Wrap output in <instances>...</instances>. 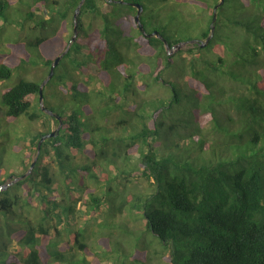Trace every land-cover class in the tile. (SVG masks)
Segmentation results:
<instances>
[{"label": "trees", "instance_id": "16d2710c", "mask_svg": "<svg viewBox=\"0 0 264 264\" xmlns=\"http://www.w3.org/2000/svg\"><path fill=\"white\" fill-rule=\"evenodd\" d=\"M124 1L142 5L144 29L156 31L159 37L141 34L134 20L137 9L127 4L84 0L74 19L80 0H16V17L11 14L12 0H0L3 24L13 25L16 18L28 31L22 38L23 51L15 50L16 62L0 58V80L9 79L24 64H42L48 69L45 78L53 61L67 49L43 87V106L41 81L23 76L0 96L4 117L13 120L26 115L47 128L44 132L28 130L30 135L16 150L26 152L17 162L19 171L0 173V185L28 172L39 139L51 132L50 121L58 126L59 120L42 107L62 122L58 134L41 144L31 171L0 190V264L110 263L107 254L123 246L121 241L128 237L125 231L133 227L126 224L140 220V215L145 219L142 232L159 239L171 264H264V0H224L206 47L201 44L210 33L213 8L219 0H157L155 11L152 0ZM170 1L173 10L162 14L161 8ZM187 3L202 13L195 14L190 7L181 12L176 7ZM203 13L208 24L198 32V43H191L193 37L177 36L183 30L174 25L175 14L181 21H196ZM63 32L68 34L64 43ZM51 43L54 58L42 52V46ZM179 43L193 48L167 54L166 46L171 49ZM175 54H179L180 71V65L174 64ZM196 55L204 57L205 68L197 67ZM227 55L233 58L227 61ZM244 55L248 58L243 62L237 59ZM212 56L217 57L214 64L208 60ZM225 61L228 67L221 75L228 77L227 88L205 71L211 67L217 73ZM62 64L64 70L59 72ZM199 71L206 74L203 80ZM176 73L195 101L190 108L186 105L170 113L187 98L176 87L180 84ZM142 75L151 76L154 84L166 75L169 79L162 84L170 87V98L142 97L136 84ZM96 80L99 88L88 86ZM238 81H242L240 90L234 87ZM51 84H57V96L48 93ZM148 85L143 82L142 91L149 90ZM234 96L238 97L235 105L231 102ZM216 100L221 102L220 111ZM190 109L199 129L211 121L233 135L225 136L216 149L215 142L209 147L206 136L194 132L190 137L200 153L178 152L170 147L169 133L186 128V120L177 115ZM202 152L207 156H201ZM133 153L137 154L135 161ZM77 154L84 155V162L76 161ZM109 168L115 172L112 178ZM102 173L105 180H101ZM78 175L83 181H78ZM138 179L148 182L152 190L131 195L126 194V185L122 191L114 187ZM85 181L103 184L105 189L89 187ZM114 191L117 198L110 201ZM86 194L88 199L83 201ZM79 202L84 210L78 208ZM104 205L108 212L96 223L95 232L90 223ZM124 209L139 216L117 221L116 214ZM152 242L147 239L144 243L150 245L142 244L143 252ZM102 247L109 253H103ZM135 256L148 261L144 253Z\"/></svg>", "mask_w": 264, "mask_h": 264}, {"label": "rangeland", "instance_id": "374dc122", "mask_svg": "<svg viewBox=\"0 0 264 264\" xmlns=\"http://www.w3.org/2000/svg\"><path fill=\"white\" fill-rule=\"evenodd\" d=\"M16 0H12L13 5L12 7V11L11 14H14V17L19 16V11L17 10V4L15 3ZM171 5H174L173 1L167 2V4L162 7L160 10L163 13L167 12V9L169 12L171 10H173V7ZM179 4L177 5V9H179L181 12L184 11H188L186 10L188 7L192 8V12L196 13H202L201 9H198V7L195 6H191V4L187 3L186 5H182ZM159 6V3L157 2V0H152V7H153V11L157 10ZM214 9V8H213ZM219 11V10H218ZM174 12V11H173ZM12 18V16H11ZM14 20V24L13 25H5L3 24V20L0 19V58L3 57H9L11 58L12 61L16 62V58H17V50L18 51H23V46L22 43L24 42L23 40L26 38V34L28 33L27 29H24V27L21 24H17V22L19 20H17L16 18H13ZM207 15L206 13H203L200 16H196V21L194 20H188V21H181V18L179 16V14H175V18L173 20L174 25L176 26V28H179L181 30H183V33L179 35H177L178 37H193L194 39L199 40V33L201 32L205 27H207ZM215 28V27H214ZM63 31H65L64 29H62ZM96 31L93 30L92 33H95ZM213 35V34H212ZM215 38L217 37V30L214 32ZM62 38H63V43L64 41L68 38V34L67 32L64 34V32L62 33ZM23 38V40H22ZM206 40V39H205ZM241 41L239 40L238 43H240ZM55 43V42H54ZM48 44L45 46H42V52L45 56L54 58V50H53V46L52 44ZM62 41L58 42V46H62L63 45ZM198 43V42H196ZM208 44V43H207ZM206 44V45H207ZM203 46V47H206ZM212 45V43H211ZM15 46V47H14ZM68 46V45H67ZM211 46H209L208 48H210ZM191 49L193 48V46L191 44L185 43L182 44L180 46V50L181 49ZM177 48H171V49H166L167 54H172L173 52L176 51ZM16 50V51H15ZM196 50V49H194ZM77 51H75V49H73L71 51L72 54L76 53ZM210 56V53L208 54ZM201 56L196 55V57H194V60H196L197 62V67H201L203 68L204 66L202 65L204 62L202 61V59H204V57L202 56L201 59H199ZM227 59V61H229V59L233 58L232 55H227L225 56ZM178 58H179V54H175L173 56V60H174V64L175 66L179 67L180 63L178 62ZM248 58V55H244V56H237V59L241 60L243 62L244 59ZM69 62V59H66ZM214 64V62H216L217 57L216 56H212L210 59ZM64 63V61H63ZM27 64H24L23 68H16L13 73L12 76L9 79H5V80H0V96L2 94V92L10 87H12L14 84H16L19 80L20 77H25L27 79L30 80H34L37 82L41 83L47 78L48 74L45 76L44 78V72H46L48 69L45 68L42 64H37L34 66L30 65V66H25ZM189 62L187 61V67L189 69ZM228 67V63L225 61L223 63V65L221 66V68H219V71L217 73L212 72V68L208 67V69H205V71L215 80L219 81V84H223L225 85V87L227 88V86H229L228 82V77L225 75H221L224 74ZM182 68V66L180 65L179 69L177 71H180ZM205 68V67H204ZM59 72H63L64 70V65L62 64L59 68ZM172 70V69H171ZM49 73V72H48ZM177 75V79L178 81H180V84H176V87H178L180 90L184 91V94L187 95V98L185 100L182 101V103L177 106H174L172 109H170V113H175L176 111H180V109H182L183 107H185L186 105H188V107H191V103L192 101H195V98L193 97L192 94H189L188 92L190 91V88L188 87L187 83L183 82L182 79ZM199 75L201 76L202 80H203V76H206V74L203 71H199ZM208 75V78H209ZM140 79H137L136 84L138 85V90L141 91V96L142 97H155V96H160L162 98L169 99L170 96L172 95V91L170 89V87L166 84H162V80L163 79H169L166 77V75H163L162 78L160 79L159 82H156V84L152 83L151 81V76L148 75H142L139 76ZM176 80V78L174 79ZM237 81V80H236ZM48 82V81H47ZM46 82V83H47ZM145 82V83H149V90H147L146 92L142 91V87H140V85ZM239 83H234V87L240 90V85L242 84V81H238ZM45 83V84H46ZM44 84V86H45ZM175 84V83H174ZM52 85V84H51ZM57 84H55L53 87L51 88H47V91L50 95L53 96H57L58 92H56L55 86ZM153 85V86H152ZM89 87H100L99 82L96 80L95 84H91V86L88 84ZM222 85H217L218 88H220ZM230 87V86H229ZM245 87V86H244ZM244 87H242V89H244ZM246 88V87H245ZM238 101V97L234 96L231 100L232 104H236V102ZM36 103V100L34 101V104ZM151 103H149L150 105ZM153 105H155L153 103ZM214 105L217 106V111L221 110V102L220 100H216L214 102ZM34 108V107H33ZM32 108V109H33ZM175 109V110H174ZM179 117H183L186 121H185V127H180L177 128L174 132H170L169 133V138L171 140L170 143V147H174L175 149H177L178 152H185L187 151V149H190V151H193L194 156H196L197 154L200 153V147L197 146L196 144V140L192 139L190 137V135L192 133H197L198 135L201 136V132L203 135L206 136V142L205 144L207 146H213L215 142L216 149H219L220 147V143L221 141L225 140V136L230 137L233 134L227 132L224 127H218V126H214V124L211 121H206L205 123H202V129H199V127H197L196 122H195V117L196 115L194 114V110L190 109L189 112H186L185 115L180 114L177 115ZM0 124L3 126H0V161H1V166H0V173H9L14 171V173L17 171H19V169H17L18 165L17 162H19V160L22 159V157L25 155V151H16L17 148L21 145V142L26 140V138L30 135L29 131H31L32 133L36 132V131H46L47 128L42 126L41 121L35 120V121H30L28 119V117H26V115H21L18 118H15L13 120H9L6 117H4V109L2 111V107H0ZM242 126H240L241 128ZM57 128V124H55L53 121H50L49 124V129L51 131L56 130ZM242 129V128H241ZM29 130V131H28ZM7 131V132H6ZM185 132L187 133V136L183 137L185 135ZM181 133L183 134V136H180ZM193 148V149H192ZM196 154V155H195ZM37 151H35L34 153L31 154V158L32 161L37 158ZM201 156L206 157V153L202 152ZM84 155L82 154H77L75 156L76 161L79 160L81 163L84 162L83 160ZM137 157L136 153H133L132 155V160L135 161ZM72 168H76V167H72ZM120 168H126L123 166H120ZM110 170V176L112 178V176L115 174V172L113 171L112 168H109ZM73 172L75 173V170L73 169ZM103 177L101 178V180H105L106 179V175L103 174ZM101 176V175H100ZM122 176H119V178H121ZM20 178V177H17ZM17 178H7L4 184H12V181H15V179ZM60 178V177H58ZM78 181H83L82 177H80L78 175L77 177ZM85 184L89 187H94L95 185L92 184V182L89 181H85ZM102 184V183H101ZM80 185V184H78ZM106 185V184H105ZM126 185V194H142V193H149L152 190V186L146 182L143 179H138V180H132L131 183L125 184L124 182H122V184L120 185H115V189L117 187L118 191H122V186ZM111 186V184H110ZM113 186V185H112ZM96 189H100V190H104L105 187L102 184L101 186H95ZM76 195V194H75ZM130 197V196H128ZM112 198H117V193L114 191V193H110L109 195V200L111 201ZM85 199H88L87 194L83 195V201ZM82 202V200H81ZM81 202L78 203V208L80 207L81 210L85 209V206L82 204ZM108 206L104 205L101 206L100 211L96 212L93 217L94 220H92V222L90 223V229L94 230L95 232L97 231L96 229V223L99 222L102 218H104L105 214L108 212L107 211ZM136 214V217L139 216V214L137 212H130L129 209H127V211L124 209L122 211V214L117 213L116 214V220L120 221L121 219H123L124 221H127L125 219H128V217L130 216V219L132 220L134 217L133 215ZM142 214V213H141ZM83 217H79L78 220L82 221ZM142 222V223H139ZM128 227L130 228V226H133L130 228V232L127 230L125 231L124 234H127L128 237L123 239L121 242L123 244V246L121 248H118L115 246V250H111L112 253H109L108 249H105L102 247V252L107 254L110 258H111V262L110 263H101V264H171L170 261V256H169V252L168 250H166L165 248L162 247V245L159 242V239L156 238L154 235H152L151 233L145 231V233L142 232L143 227L145 226V219L143 217H141L140 215V220H136L133 223H131V221L128 222ZM107 235H110V233H107ZM109 237V236H108ZM93 236L89 241H93ZM147 239H149L150 241L153 240V242L151 243V246L147 249H145V251L143 252V247L142 244L145 245H150V243H144ZM119 240V239H118ZM101 252V255H102ZM144 253L145 256L147 255L148 257V261H146L144 263V261H141L138 259L137 256L138 254H142Z\"/></svg>", "mask_w": 264, "mask_h": 264}, {"label": "water", "instance_id": "95a60500", "mask_svg": "<svg viewBox=\"0 0 264 264\" xmlns=\"http://www.w3.org/2000/svg\"><path fill=\"white\" fill-rule=\"evenodd\" d=\"M110 2H117V3H120V4H127V5H131L133 7H135L137 9L136 11V14H135V23L137 24V27L139 29V31L141 32V34L145 37V38H149L153 35L159 37L158 33L155 31V32H151V33H147L146 30L144 29V26H143V23L141 22L140 20V15L142 13V5L138 4V3H130V2H126L124 0H109ZM84 0H80L75 12H74V19L78 16V14L80 13V7L81 5L83 4ZM224 2V0H219V2L214 6V9H213V16H212V20H211V24H210V33L209 35L207 36L206 40L204 43L201 44V46H205L210 37L212 36L213 34V30H214V23L217 19V9L219 8V6ZM75 31V29H74ZM75 36H73V39H74ZM161 38V37H160ZM162 40L165 42V40L162 38ZM195 40H191V42H194ZM180 44L177 45V47L180 48ZM67 50V49H66ZM66 50L60 54L52 63L51 67H50V71H49V74L47 76V78L41 83V85L39 86V101H40V105L43 106V87H44V84L51 78L52 74H53V69L54 67L59 63L60 59L62 58V56L64 55V53L66 52ZM42 110L44 112H46L47 114H50V115H53L57 118V120H59V124H58V127L56 128V130L54 131H51L50 133H47V134H44L41 136V138L39 139V142H38V145H37V154L39 153V150H40V146L41 144L43 143L44 140L50 138V137H54L56 134H58L59 132V129H60V126H61V119L59 116H57L56 114H53L50 110L46 109L45 107H42ZM35 160L36 158L31 162L30 164V167H29V170L27 173H29L31 171V169L33 168L34 166V163H35ZM27 173L23 174V176H20V178L22 177H25L27 175ZM20 178H17V179H20ZM15 179V181L17 180ZM14 181H12L11 183H13ZM10 184L7 183V184H2L0 185V190L2 189H6L7 186H9Z\"/></svg>", "mask_w": 264, "mask_h": 264}, {"label": "clouds", "instance_id": "9594fccd", "mask_svg": "<svg viewBox=\"0 0 264 264\" xmlns=\"http://www.w3.org/2000/svg\"><path fill=\"white\" fill-rule=\"evenodd\" d=\"M193 40H195L194 42H191V43H196V42H199L197 39H193ZM205 42V41H204ZM203 42V43H204ZM180 45H182V44H184V43H179ZM179 44H177V45H179ZM177 45H176V47H174V48H177V49H179V47H177ZM203 47V46H202ZM166 49L168 50L169 48L166 46ZM58 127V126H57ZM41 147V146H40ZM40 151V150H39Z\"/></svg>", "mask_w": 264, "mask_h": 264}]
</instances>
